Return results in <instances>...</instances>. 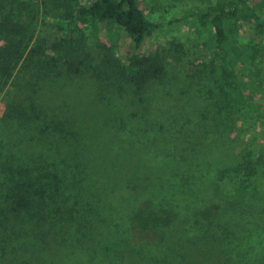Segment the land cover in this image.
I'll list each match as a JSON object with an SVG mask.
<instances>
[{
  "label": "rangeland",
  "instance_id": "obj_1",
  "mask_svg": "<svg viewBox=\"0 0 264 264\" xmlns=\"http://www.w3.org/2000/svg\"><path fill=\"white\" fill-rule=\"evenodd\" d=\"M41 1L0 0V52L14 51L0 70V264H72L69 257L95 264L91 255L112 261L103 264H264V29L251 17L228 19L229 38L217 44L209 25L169 20L220 0H137L159 27L136 49L122 28L71 23ZM243 5L264 17V0ZM70 25L83 31L89 51L113 53L125 67L133 53L158 56L162 80L137 96L105 94L107 106L90 75L39 72ZM206 142L217 143L213 176L184 191L159 186L151 169L161 157ZM245 159L258 173L239 193L218 171ZM45 176L60 178L57 193L76 211L64 212L57 241L44 224L45 239L30 244L21 235L26 224L15 213L5 220L2 209L17 185L31 181L38 190ZM46 193L36 197L48 200ZM145 204L172 211L175 220L155 235L165 241L137 246L129 222Z\"/></svg>",
  "mask_w": 264,
  "mask_h": 264
},
{
  "label": "trees",
  "instance_id": "obj_2",
  "mask_svg": "<svg viewBox=\"0 0 264 264\" xmlns=\"http://www.w3.org/2000/svg\"><path fill=\"white\" fill-rule=\"evenodd\" d=\"M244 2L245 0H220L204 10L175 17L170 19L169 22L183 24L188 18H194L202 26L209 25L212 28L214 42L222 44L229 38L226 25L228 19L236 20L251 17L256 21L258 30L264 29V17L257 15L253 10H246L243 5ZM41 3L44 7H47L49 3H54V8H57L60 14L71 23L81 19L110 22L133 37L136 49L141 46L147 36H150L159 27L158 22L146 16L137 0H42ZM3 25H6V23ZM51 46L53 47L52 52L47 53L44 59L41 58V62L37 64L39 72H50L55 69L58 76L88 74L101 82L100 99L106 105L107 100L110 98H105V94L128 91L127 93L133 96L141 95L146 86L162 80L165 74L164 64L158 56L136 52L129 57L128 66L125 67L113 53H92L86 47L83 31L81 29L76 30V25H70L66 36L52 43ZM240 53V51H234L235 56H239ZM32 54L37 55L35 50L32 51ZM13 55V47L8 45L2 48L0 52V70H5L4 67L8 66ZM20 112H13V115L20 116L24 114L23 111L20 110ZM59 123H61L60 119ZM215 143L211 145L210 142H206L204 145L190 151L183 150L182 152L163 156L157 163L160 168L151 169V173H153L152 175L161 187H164L160 183L163 181L166 183L165 187L173 191L188 190L197 182H203L213 176L217 166L214 159L216 160V154H218ZM146 157H149L148 161L152 162L150 155ZM221 159H224L223 156ZM257 173L258 168L254 163L245 159L234 167L219 169L218 178L234 179L238 183V186L235 185V190L241 193L245 191L250 181L254 180L253 178L256 177ZM238 175L242 176L240 180L235 179ZM44 178L46 183L40 181L38 190H35L36 188L33 187L35 183L31 181H29L31 186L29 184L22 187L17 185L20 190L12 191L9 194L11 202L6 205L5 210L2 209L5 220L15 217L13 216L15 213L18 216L20 227L22 224H26L21 228L24 230L21 235L24 240H30V244L37 242L35 239L37 235L41 237L43 229L39 226L44 224L49 225L47 230L51 233V238L57 241L61 230L67 223V220L63 217L64 212L66 210L67 212L76 211L75 208L68 209L65 205V198H62L64 192L57 193V185L55 184L60 178L56 176H45ZM158 184L156 182V185ZM44 193L47 194L48 200L42 201V199L36 197V195L42 197ZM60 196L61 199L59 200ZM236 200L233 199L232 202ZM217 208H219L218 205ZM141 209L135 212L129 222L132 241L137 246L152 245L157 243V239L160 243L165 241L166 237L161 235L155 237V235L159 230L173 225L175 213L170 212L168 209H160V211L157 207H150L148 204H145ZM159 233L163 234V231ZM41 239L43 240L45 237H41ZM17 242L21 243L22 241L17 240ZM91 256L95 264L112 262L101 255ZM21 260L24 261L25 257H22ZM67 260L72 264L75 262L71 257Z\"/></svg>",
  "mask_w": 264,
  "mask_h": 264
}]
</instances>
